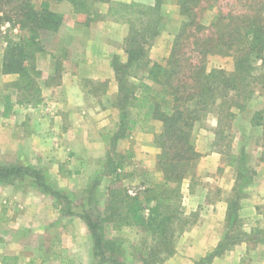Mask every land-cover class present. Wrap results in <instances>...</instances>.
Returning a JSON list of instances; mask_svg holds the SVG:
<instances>
[{"label":"trees","instance_id":"1","mask_svg":"<svg viewBox=\"0 0 264 264\" xmlns=\"http://www.w3.org/2000/svg\"><path fill=\"white\" fill-rule=\"evenodd\" d=\"M55 1L69 2L76 15L75 21L81 25L98 19L127 25L123 39L125 58L122 60L113 55L110 60L116 82V93L110 106L117 110L118 117L110 131L100 134L108 144L102 174L120 179L124 159L116 155V143L129 138L134 131H142L153 135L152 142L159 149L155 167L162 175L160 182L134 194L128 193L123 186L108 188L103 210L94 196L99 185V178H96L86 190L90 208H82L79 212L70 210L68 214L85 223L91 235L96 264H129L123 253L128 240L115 234L123 227L133 229L140 237L139 245L131 246L136 264H160L174 253L175 239L197 217L196 213H185L181 186L201 155L195 148L198 127L214 111L218 128L215 130L220 133V128L225 126L222 121L243 111L254 93V86L264 82V0H233L239 10L216 12L207 27L200 24L198 14L201 10L211 9L215 0H175L181 19L164 63L152 60L148 53L162 26V0L146 6L135 1ZM102 3L107 4L104 13L96 8ZM69 18L51 10L49 0H40L39 8L33 0H0V26L7 23L10 29L16 30L15 35L5 39L0 59V74L13 77L11 86L16 93L15 104H39L42 87L57 82L58 61L54 73L49 75L38 67L37 56L45 51L44 35L57 32ZM211 54L231 56L233 71L208 68L206 60ZM252 59L260 61L259 71ZM89 84L99 91L107 87L108 80L90 79ZM3 97L2 116L8 117L14 103L8 95ZM261 120L260 113L255 111L249 124L262 125ZM234 158L231 156V160ZM233 164V161L228 163ZM245 173L242 164L235 171L236 179L226 200L221 238L212 250L193 264L212 262L214 257L241 243L247 236L239 229L240 201L244 197L243 183L239 179L244 178ZM24 180H29L32 186L54 199L71 204L69 197L56 190V185L40 168L22 163L0 165V183L14 184ZM59 210L63 211V208ZM0 264L21 263L18 255L4 254ZM23 264H33V261Z\"/></svg>","mask_w":264,"mask_h":264},{"label":"rangeland","instance_id":"2","mask_svg":"<svg viewBox=\"0 0 264 264\" xmlns=\"http://www.w3.org/2000/svg\"><path fill=\"white\" fill-rule=\"evenodd\" d=\"M33 1L35 6L39 8L40 0ZM51 1L54 5L57 3L55 0ZM115 1L126 3L135 1L144 6L152 5L155 2V0ZM96 8L104 13L107 4H98ZM239 8L233 0H215L211 9H204L199 12L198 20L200 24L207 27L216 12H237ZM161 11L163 19L160 33L151 43L148 53L152 60L164 63L181 17L175 0H162ZM69 17V20L63 21V25L57 32H48L44 35L45 51L38 54L37 65L39 68L54 69L55 71V62L58 61L60 70L65 69L68 73H72L73 70L81 68L89 76L80 80L79 86L86 92L84 96L78 90H71L70 88L60 93L61 97L71 98L73 103L69 107L68 114L62 116V122L67 124L72 116H74L73 118L76 117L80 109L83 121L78 120L77 123L81 122L90 131L88 132L89 135L97 137V135L110 131L117 121V110L110 106L116 93V82H111V84L108 82L107 87L96 91L95 87L89 84V81L90 79L104 80L93 79L92 75L104 74L106 67L112 70L110 60L113 55H117L122 60L125 58L123 39L127 32V25L111 19H98L84 26L73 21L70 15ZM15 34L16 30L10 29L7 23L0 26V56L5 46V39ZM252 64L259 71L260 61L252 59ZM206 65L210 69L222 68L231 72L234 69V60L228 55L211 54L207 56ZM60 70L59 72H61ZM12 78L0 74V90H2L0 117L5 102L3 96L8 95L10 101L15 102L16 93L11 86ZM86 82L88 83L86 84ZM253 90L254 93L247 101L244 110L235 117L222 121L225 126L220 128V133H216L217 127L216 130L215 128L210 129L208 122L200 124L197 133L202 132L203 136H200L202 138H200L201 141L199 140L201 144L199 149L204 151L205 155L204 158L200 156L197 159L190 176L184 180L181 186L182 201L186 193L182 190L188 183V195L196 196V200L202 202V205L198 204L195 211L188 212V214L196 213L198 220L200 211H203L206 205H210L213 201L215 203L218 198L227 200L230 197L238 166L242 164V168L246 169L245 177L239 179L243 183L244 191V197L240 201L239 229L246 232L247 236L241 243L214 257L212 262L208 264H264V82L255 85ZM48 94L50 95L52 92L49 91ZM42 99L41 95V101ZM107 99L109 102L106 101ZM78 103L81 104L78 105ZM17 105L13 104L10 111V115L13 116L10 119L18 118L19 121L24 116L32 118L31 111L26 112L25 109L17 108L31 105ZM255 111L260 113L262 125L252 126L249 124V118ZM34 113L44 114L43 111L39 113L37 110ZM207 117V119L216 118V113L213 111ZM10 119L8 120L9 123L13 122ZM29 124H31V120ZM13 126H11V130L14 132L10 134L12 136L7 138L8 136L5 134L8 146L0 150V165L22 163L40 168L47 178L56 185L55 189L69 197L71 204L68 205L64 200L54 199L48 193L32 186L29 180L14 184L0 183V259L4 254H16L21 264L28 260H32L33 264H96L91 235L85 223L81 218L69 215L68 212L70 210L79 212L82 208H90L91 204L86 202V190L90 188L96 178H99V185H97L94 196L96 199L98 198L101 210L107 203L108 188L123 186L131 194L142 191L144 186L126 185L123 180L126 173L121 174L120 179L102 174L103 163L102 165L99 164L101 167L96 170L93 169L96 168L95 165L91 166V171L86 176L85 174L72 176L66 172L71 164H64L59 168V180L57 182L50 175L45 162L65 163L68 160L66 156H50L46 157L45 161L41 158L37 159L33 150L30 149L31 143L21 138L17 133L18 123L14 122ZM0 136L5 138L4 135ZM25 146L24 152L20 153V150ZM59 146L60 140L55 139L52 147L57 150ZM107 148L103 162L108 155ZM210 148L217 151L222 150L219 157L222 165L218 166L214 160L207 159V152ZM115 149L117 150L116 147ZM231 156H235V158L231 160ZM230 161H233V166L228 165ZM68 162L70 161L66 163ZM182 206L184 209L186 208V205L182 204ZM60 207L63 208V211L59 210ZM225 211L222 220H214V214L205 218L206 225H214L213 228L217 230H202L198 240L206 237L212 241L214 237H217L219 241L224 230ZM203 212L207 214L206 211ZM187 231L189 230H185L182 234ZM115 234L128 240L123 246V253L129 264H136L137 259L135 260L131 246L132 244L138 246L140 237L136 235L133 229L126 227L115 231ZM182 234L175 239V248L180 245ZM174 253L160 264L170 257L174 258ZM202 256L195 255L192 258V264Z\"/></svg>","mask_w":264,"mask_h":264},{"label":"crops","instance_id":"3","mask_svg":"<svg viewBox=\"0 0 264 264\" xmlns=\"http://www.w3.org/2000/svg\"><path fill=\"white\" fill-rule=\"evenodd\" d=\"M49 4L51 10L67 16L70 15L72 17L71 19L75 21L76 15L69 2L60 1L54 5L52 1L49 0ZM40 69L43 70L45 74L52 75L54 73V69ZM105 69L106 71L104 74H95L92 75V78L107 79L110 84L111 82L114 83L115 81L112 70L109 67H106ZM60 71L57 82L47 83L42 87L43 99L40 104L35 106L17 107L25 109L26 112L31 111V119L29 116H24L22 120L19 121L18 118L10 119L13 116L12 114L9 117H0V135H4L5 137L3 138L0 136V150H3L8 146L5 134H7V138L12 136L10 134H13L14 130H11V126L14 127L13 123L17 122V133L21 138H24L29 141L28 143H31L32 147L30 149L33 150V154L36 155L37 159L41 158L45 161V158L50 156H66L68 160H66L65 163L54 164L45 162L50 171V175L57 182L59 180V168L64 164H71L68 166L66 172L72 174V176H83V174L86 176V174L91 171L90 167L93 165L96 167L93 168L95 170L100 168L103 163L104 155H106V148L108 147V144L100 138V135L92 137L88 133L90 131L86 129L81 122L77 123L78 120L83 121L80 109L76 117L73 118L74 116H72L67 124L62 122V116L68 114L69 107L73 105V103L71 102V98H66L64 96L61 97L60 93L65 89L70 88L71 90H78L81 92L80 94L84 96L86 92L83 88L82 91L79 84L81 78L89 76L81 70V68L73 70L72 73H68L65 69ZM56 89L57 93L55 94ZM49 91H51L52 94L49 95ZM80 99L82 100L81 97ZM79 104L81 103H78V105ZM36 110L39 111V113H42L43 111L44 114L34 113ZM207 118L204 122H208L210 129L213 130L216 127V118ZM9 119L13 122L9 123ZM29 119L31 120V124H29ZM201 135L203 136L202 132L196 134L195 148L201 154V158H204L205 152L199 149L201 145L199 142V140L201 141L200 138H202L200 137ZM55 139L58 141L60 140V146L57 150L52 147V143L54 144ZM116 148L117 150L115 149V151H118V154L116 155L123 156L124 159L121 167L122 173L120 174L126 173L123 179L126 185L132 184L135 186L143 185L144 187H149L161 181L162 175L155 167V157L159 149L152 142V133L134 131L129 138L120 139L116 143ZM25 149L26 146L20 150V153H23ZM207 154V159L214 160L215 164L218 166L222 165L219 160L221 155L220 151L210 148ZM47 159L50 160V158ZM67 161L70 162L66 163ZM182 191L186 192L182 204L186 205V208L183 209L187 214L190 211H195L198 204L202 205L200 200H196V196L188 195V183H186L185 188ZM225 210V198H218L215 203L213 201L210 205H206L205 208H203V211H206L207 214L200 211L198 220L196 219V221L186 229L189 231L180 236L181 242L178 248H175L174 246L175 257L166 259L162 264H192V258L195 255H204L205 251L215 246L218 241L217 237H214L212 241L208 240L206 237L199 240L198 238L202 230H217L213 228L214 225H206L205 218L207 216H213L214 214V220H222Z\"/></svg>","mask_w":264,"mask_h":264},{"label":"built area","instance_id":"4","mask_svg":"<svg viewBox=\"0 0 264 264\" xmlns=\"http://www.w3.org/2000/svg\"><path fill=\"white\" fill-rule=\"evenodd\" d=\"M131 194H134V193H131Z\"/></svg>","mask_w":264,"mask_h":264}]
</instances>
